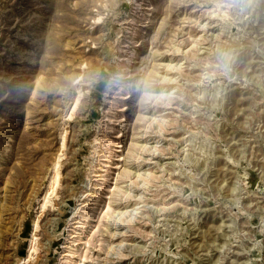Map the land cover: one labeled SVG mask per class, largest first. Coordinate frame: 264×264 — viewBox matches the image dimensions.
<instances>
[{
    "label": "rangeland",
    "instance_id": "374dc122",
    "mask_svg": "<svg viewBox=\"0 0 264 264\" xmlns=\"http://www.w3.org/2000/svg\"><path fill=\"white\" fill-rule=\"evenodd\" d=\"M0 264H264V0H0Z\"/></svg>",
    "mask_w": 264,
    "mask_h": 264
}]
</instances>
